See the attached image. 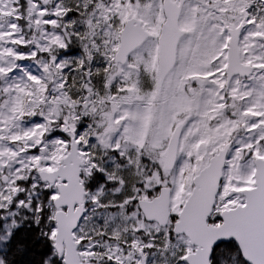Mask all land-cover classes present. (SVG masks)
Segmentation results:
<instances>
[{
	"label": "snow or ice",
	"instance_id": "6c2138e0",
	"mask_svg": "<svg viewBox=\"0 0 264 264\" xmlns=\"http://www.w3.org/2000/svg\"><path fill=\"white\" fill-rule=\"evenodd\" d=\"M0 264H264V0H0Z\"/></svg>",
	"mask_w": 264,
	"mask_h": 264
}]
</instances>
